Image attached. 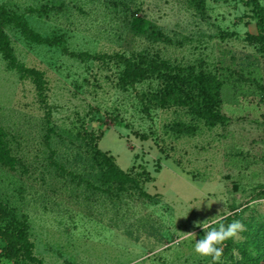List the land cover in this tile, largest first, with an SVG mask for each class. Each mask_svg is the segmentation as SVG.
Returning <instances> with one entry per match:
<instances>
[{"label": "rangeland", "instance_id": "1", "mask_svg": "<svg viewBox=\"0 0 264 264\" xmlns=\"http://www.w3.org/2000/svg\"><path fill=\"white\" fill-rule=\"evenodd\" d=\"M0 6L41 37L0 26L13 55L6 58L0 45V128L16 159L13 169L0 165V202L23 222L33 256L21 250L17 264H213L182 232L199 240L204 230L195 222L225 211L224 224L239 220L245 230L225 241L218 264H254L253 241L264 224V43L254 36L252 6L246 0H0ZM42 6L48 11H36ZM139 54L166 60L177 68L171 73L222 81L220 111L228 121L210 126L188 106L160 104L152 96L164 84L156 74L123 84L119 56ZM91 142L138 186L103 183Z\"/></svg>", "mask_w": 264, "mask_h": 264}, {"label": "trees", "instance_id": "2", "mask_svg": "<svg viewBox=\"0 0 264 264\" xmlns=\"http://www.w3.org/2000/svg\"><path fill=\"white\" fill-rule=\"evenodd\" d=\"M246 4L252 6L255 17L256 34L254 36L264 43V4L260 3L259 0H246ZM36 11L45 13L48 11V8L42 6ZM7 24H14L19 27L20 32L26 37L36 39L37 41L41 39L38 33L28 27L25 20L19 16L8 14L6 9L0 6V26ZM136 24L141 27L142 21ZM151 35L153 37L164 38L156 30H151ZM42 40L48 43H61V38H55L53 41L47 38ZM0 45L5 57L12 59L13 55L11 54L2 29H0ZM77 56L88 55L78 53ZM119 58L123 62V70L120 75L123 84L133 85L145 79L148 74H156L164 82L161 90L157 94L152 95L160 104L171 101L178 105L188 106L193 113L202 118L210 126L228 121L229 118L220 111V106L223 103V83L216 77L202 72L196 75L171 73V71L177 70V68L158 57H148L139 54L135 59L121 56ZM30 73L33 74L36 80H39L37 71L31 69ZM176 126L181 130H190V128H186L180 123L176 124ZM4 134L5 132L0 128V165L13 169L16 166V159L11 154L8 143L4 139ZM90 151L94 156V161L98 167L100 179L103 183H108L117 190H126L127 188L138 186V179L118 167L112 156L106 151L100 150L96 143L91 142ZM87 185L97 186L92 184L91 181H88ZM22 226L23 222L16 217L14 212L0 202V242L2 243L0 247V264H5V262L6 264H17L16 257L21 250H23L27 258H33L31 255L32 243L27 239ZM258 230H260L257 232L259 237L253 241L256 255L251 257L247 252L242 251L244 256L251 257L250 259L254 264H259V262L264 261V224Z\"/></svg>", "mask_w": 264, "mask_h": 264}, {"label": "clouds", "instance_id": "3", "mask_svg": "<svg viewBox=\"0 0 264 264\" xmlns=\"http://www.w3.org/2000/svg\"><path fill=\"white\" fill-rule=\"evenodd\" d=\"M216 201L208 202V207ZM199 208V207H198ZM229 213L225 211L224 215L220 213L209 219L201 222H195V227L202 228L204 235L201 239L196 240V234L193 232H182V239L194 238V252L200 257H211L213 264H218L223 255V245L228 239L236 238L240 232L245 230V226L239 220H233L228 224L223 221ZM213 225H218L213 227Z\"/></svg>", "mask_w": 264, "mask_h": 264}]
</instances>
